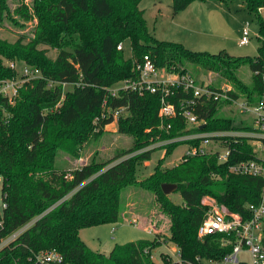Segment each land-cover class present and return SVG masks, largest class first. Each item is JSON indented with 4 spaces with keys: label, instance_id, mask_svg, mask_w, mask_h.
<instances>
[{
    "label": "trees",
    "instance_id": "1",
    "mask_svg": "<svg viewBox=\"0 0 264 264\" xmlns=\"http://www.w3.org/2000/svg\"><path fill=\"white\" fill-rule=\"evenodd\" d=\"M140 1L35 0L40 37L28 43L0 38V79L14 75L4 66L3 58L23 60L38 67L44 76L23 85L13 103L0 97V193L7 205L0 241L18 226L43 214L14 241L0 248V264L28 261L33 253L44 249H56L71 264H156L151 251L163 239L155 226L152 239L116 244L108 255L90 249L79 236L82 228L120 221L128 210L121 192L129 186L154 196L161 213L169 218L165 241L177 246L183 264L194 262L197 256L221 260L231 252L233 242L222 244V235L197 236L206 211L203 197L210 196L244 216L248 215L245 204L259 201L262 179L228 169L238 160L252 158V148L246 140L233 144L227 162L220 163L216 155L206 154L188 157L164 169L161 166L167 156L182 144L169 143L153 171L141 180L136 178V164L150 159L153 149L111 165L116 157L103 163L92 157L79 168L55 166L60 150L68 156H78L79 149L74 146L94 128L93 119L101 114L107 88L118 80L134 77L132 59L139 60L145 54L168 72L193 76L189 65L196 72H219L234 84L232 97H243L250 103L259 99L264 76V18L259 9L264 0H240L255 15L259 28L257 55L244 58L232 57L225 51L197 52L179 42L156 39L148 31ZM193 1L196 0H171L173 15ZM15 12L25 20L30 18L21 7ZM8 15L6 0H0V25ZM126 39L130 41V59H125L122 49H117V44ZM40 42H49L58 50L57 56L48 58L44 50L37 48ZM242 65H247L252 73L249 82L238 76ZM48 80L87 85L64 91V101L56 107L63 89L61 85L48 88ZM226 102H208L203 113L207 121L204 129L236 127L233 114L218 111ZM110 104L129 105L130 114L119 117L118 124L120 131L133 138L136 150L155 141L158 135L169 138L185 127V122L178 118L165 122L170 124L167 130L158 128L159 99L154 93L122 92ZM111 121L100 119L98 126ZM163 183L176 184L175 192L182 201L176 203L164 194ZM132 222L137 223L136 218ZM144 228L151 230L149 225Z\"/></svg>",
    "mask_w": 264,
    "mask_h": 264
},
{
    "label": "built area",
    "instance_id": "2",
    "mask_svg": "<svg viewBox=\"0 0 264 264\" xmlns=\"http://www.w3.org/2000/svg\"><path fill=\"white\" fill-rule=\"evenodd\" d=\"M264 9L262 6L260 9ZM259 9V10H260ZM260 13V11H259ZM262 15V14H261ZM264 18V15H262ZM250 42V33L247 29L241 31L239 45ZM123 43L117 44L121 50ZM132 71L134 77H127L114 82L107 88L102 101L101 114L93 119L94 131L99 130L100 119L111 118L112 121L130 114L129 105L113 106L110 102L121 96L122 92H134L138 95L154 93L158 95L159 107L157 117L158 128L167 130L170 124L165 122L170 119H181L185 127L180 134L169 138L156 136L152 142L154 147L164 149L169 143L182 142L187 148L181 155V160L188 157L214 154L220 163L227 162L231 155L233 144L246 140L252 148V158L238 160L229 165L230 172L240 175H248L261 178L260 198L256 203L245 204L248 215L230 211L224 204H219L213 198L203 199L202 204L206 211L197 228V236L204 238L209 235H222V244L233 242L232 250L221 260L202 258L197 256L194 262L189 264H264V76L263 91L259 99L250 103L243 97L234 98L230 95L232 88L229 86H216L211 83L200 82L188 73L168 72L155 64L153 59L145 54L139 60L132 59ZM5 67L14 71V75L0 79V97L12 103L19 95L20 89L27 82L44 79L41 70L26 62L10 60ZM61 85L65 87L81 86L87 84L81 82H62L48 80L47 87L53 88ZM62 99V96H61ZM227 101L230 109L234 108V114L238 118L236 127L231 129H204L207 121L203 113L208 102ZM61 105V101L56 104ZM232 107V108H231ZM204 125L203 128L201 126ZM151 144V145H152ZM152 147L140 149L146 151ZM0 193V227L2 226L3 210L6 208ZM43 214H40L24 224L12 230L0 241V248L14 241L24 231L31 227ZM173 251L177 254L176 260L171 264H183L179 249L173 245ZM144 252H148L144 250ZM247 254L249 262L243 260ZM169 254L165 260H170ZM12 264H71L65 261L64 256L56 249H44L33 253L28 261H15Z\"/></svg>",
    "mask_w": 264,
    "mask_h": 264
},
{
    "label": "rangeland",
    "instance_id": "3",
    "mask_svg": "<svg viewBox=\"0 0 264 264\" xmlns=\"http://www.w3.org/2000/svg\"><path fill=\"white\" fill-rule=\"evenodd\" d=\"M197 4L201 5L203 8L202 13L208 10V14L211 16L208 22L210 19L212 20L210 24H207V28L203 29L204 31L198 34L197 40L205 41L210 39L211 43H203L204 45H199L198 49L190 48L191 50L209 53L225 51L232 57L243 58L257 55V48L259 46L257 37L259 30L258 21L255 15L248 12L245 5L240 0H232L227 3L217 0H205L203 3L196 1L195 5ZM6 5L9 15L3 21V24L0 25L1 39L8 42L21 39L22 43H28L40 37L39 19L34 9L35 0H6ZM18 7L25 9L30 15V18L25 20L22 16H18L15 12V9ZM139 8L144 11L149 33L158 40L182 43L177 41V39H183L185 37V33H187L185 27H189V23L193 21L196 24L192 25V27L196 26L194 27L196 30L198 29V21L204 19V15L202 18L194 19L193 15L188 16L182 12L174 16L171 9V0H141ZM259 11L260 14L264 15L263 8ZM244 28L250 33V42L246 45H239L241 31ZM213 40L215 41L214 43ZM37 48L44 50L45 55L51 59H54L58 53V50L52 47L49 42H40ZM122 54L125 59H130L132 56L130 41L127 39L123 41ZM10 60L25 62L19 59L3 58L4 66L5 63ZM188 69L190 71L189 73L200 82L211 83L212 85L220 87L229 86L232 90H236L233 86L234 84L219 72L213 70L204 71L202 69L196 72L191 65L188 66ZM251 75L252 73L247 65H242L238 68V76L243 82H249ZM70 88L71 87L67 86L63 89L61 102L64 101L65 98L64 91L66 93ZM218 111L226 114L231 113L236 120L238 119L234 114V108L230 109L227 105H222ZM151 144L152 143H149L142 148L152 147L153 152L150 159L137 162V180L144 179L149 175L153 171L158 159L165 153L166 149H159L158 147H154V144ZM186 148V144L178 145L173 149L172 153L167 156L161 168L165 169L178 164ZM74 149H79L77 157L72 155L68 156L66 152L61 150L58 151L55 166L70 169L80 165L79 163L84 164L89 162L92 157H94L95 161L100 163L112 160L113 157H116L115 160L110 162L111 165L121 159L133 158L143 152L138 149L136 150L135 146H133V138L129 134L119 130L118 120L111 121L102 127L100 126L97 131L92 129L86 138L82 139L74 146ZM117 156L119 157L117 158ZM168 196L176 203L182 201L179 193L172 192L168 194ZM208 198L212 197H203V199ZM122 199L127 205L125 207V209H128L126 215L124 214L121 220L116 223H106L80 229L79 236L83 242L90 249L108 255L112 247L116 244H124L139 239H152L154 237L152 228L155 226L156 231L163 240L160 246L151 251V259H153L156 264H171L172 259L176 260L177 254L173 251V245L175 244L165 241V237H167L169 233V218L161 213L158 205L155 203L154 196L147 190L129 186L121 192V200ZM130 210L135 214L134 218H136L137 221L135 224L132 222L133 215L128 213ZM140 214L143 215L141 216ZM145 225L150 226L151 232L145 230ZM166 254H169L171 257L169 261L164 259ZM243 260L247 263L249 262L247 254L243 255Z\"/></svg>",
    "mask_w": 264,
    "mask_h": 264
},
{
    "label": "crops",
    "instance_id": "4",
    "mask_svg": "<svg viewBox=\"0 0 264 264\" xmlns=\"http://www.w3.org/2000/svg\"><path fill=\"white\" fill-rule=\"evenodd\" d=\"M196 1H198V2H205V0H203V1H201V0H196ZM196 1H193V2H191L185 9H183L182 11H180V12H182V13H185V14H187L188 16H191V15H193L194 16V19L196 18V19H198V18H202L203 17V15H204V23H203V20L202 21H198V29H196L195 30V28L194 27H196V26H194V27H192V25H194V24H196L195 22H193V21H191L190 23H189V27H185V30L187 31V33H185L186 35H185V37L182 39V38H178L177 39V41H180V42H182L183 43V45L185 46V47H187V48H191V49H198V47H199V45H204L203 43H211L210 42V39L209 40H202V41H198L197 39H198V34L199 33H202V31H204L203 29H205V28H207V24H210V22H212V20L210 19V21L208 22V20H209V17H211L210 16V14H208V10H205L206 12H203L202 13V7H201V5H195V2ZM179 12V13H180ZM178 14V13H177ZM176 14V15H177ZM175 16V15H174ZM185 16V15H184ZM191 26V27H190ZM241 36V35H240ZM200 38H201V36H200ZM182 39V40H181ZM215 41L213 40V43H214ZM80 160H82V159H80ZM82 162V161H81ZM80 165H77V166H75L74 168H79V167H81V166H83V165H85L86 163H84V164H82V163H79ZM174 166V165H173ZM172 167V166H171ZM130 214L131 215H133V217H135L134 215V212L133 211H131L130 212ZM141 216H142V214H140ZM139 215V216H140ZM145 230H147V231H149V232H151V230H148V229H145Z\"/></svg>",
    "mask_w": 264,
    "mask_h": 264
},
{
    "label": "water",
    "instance_id": "5",
    "mask_svg": "<svg viewBox=\"0 0 264 264\" xmlns=\"http://www.w3.org/2000/svg\"><path fill=\"white\" fill-rule=\"evenodd\" d=\"M204 125L201 126V128H203ZM177 186L176 184H172V183H163L161 185V189H162V192L166 195L172 193V192H175Z\"/></svg>",
    "mask_w": 264,
    "mask_h": 264
}]
</instances>
